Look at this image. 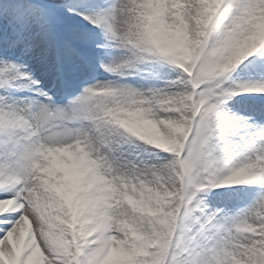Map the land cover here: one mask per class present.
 <instances>
[{
  "label": "snow or ice",
  "instance_id": "snow-or-ice-1",
  "mask_svg": "<svg viewBox=\"0 0 264 264\" xmlns=\"http://www.w3.org/2000/svg\"><path fill=\"white\" fill-rule=\"evenodd\" d=\"M0 264H264V0H0Z\"/></svg>",
  "mask_w": 264,
  "mask_h": 264
}]
</instances>
